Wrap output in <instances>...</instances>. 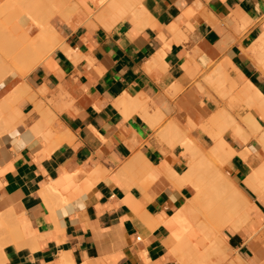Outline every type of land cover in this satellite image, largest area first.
Masks as SVG:
<instances>
[{"label":"crops","instance_id":"crops-1","mask_svg":"<svg viewBox=\"0 0 264 264\" xmlns=\"http://www.w3.org/2000/svg\"><path fill=\"white\" fill-rule=\"evenodd\" d=\"M87 5L96 15L104 7L90 0ZM134 6L139 12L131 10V17L127 13L109 27L83 9L69 21L54 18L59 43L47 61L23 79L15 74L0 85V103L17 85L21 99L12 106L31 136L6 157L0 152V212L12 207L25 231L11 241L1 237L7 241L3 264H66L63 259L67 264H178L169 257L168 222L192 197L189 186L175 184L189 156L178 142L171 145L176 138L165 130L182 128L199 150L210 151L214 142L201 128L188 126V116L202 122L224 112V120L241 125L249 114L264 129V107L247 108L241 98L245 85L264 98V68L258 61L264 55V0H140ZM207 87L228 97V103L220 104ZM35 128L41 129L37 137L31 134ZM42 131L54 140L64 138L55 147L53 139L40 138ZM11 137L19 139L20 132ZM223 140L234 151L227 175L253 200L257 213L252 229L221 235L239 259L236 264H264V198H254L243 184L258 162L253 154L239 157L256 138L249 137L247 145L230 134ZM140 159L151 170L169 164L170 179L124 175L123 167ZM67 175L84 190L64 205L50 206V216L37 193Z\"/></svg>","mask_w":264,"mask_h":264},{"label":"bare ground","instance_id":"bare-ground-1","mask_svg":"<svg viewBox=\"0 0 264 264\" xmlns=\"http://www.w3.org/2000/svg\"><path fill=\"white\" fill-rule=\"evenodd\" d=\"M9 1L10 2H16L18 0H4L5 3H8V5H10L11 3ZM19 1L23 2L22 5H24V3H25L27 6L26 9H25V6H23L24 7L23 13L24 14L27 13V16H28V17L27 16L26 17L27 18L32 17V18H30L31 20L28 22H22L20 19L17 18L18 15H16V12L12 13V12H14V10L16 8V7H14V5H16V4L18 5V2L16 4L12 3V5L10 6L12 10L10 9V7H9V10L7 9L8 7H6V8L4 7L3 11H1L2 9L0 10V78L3 80L2 77H6L7 81H9L15 74H18V72L16 71L17 68L15 67L16 64H19L21 68L25 67V65H27V64H31L30 68H33L36 65H39V63L42 61V59H44L43 58L44 56L50 55L55 50L56 45L59 41L58 40L59 37H58V30L53 23L54 18H60V19H65V21H69V18L71 17V15L74 12L79 11L80 9H83L86 12H88V13L85 12L86 15L87 14H88V16H89V14L94 15L95 19H97L98 22L100 21L99 24L102 23L104 26L109 27V26H112L115 22L122 19L124 16H127V13L130 12L131 10H133L134 13L139 12L138 10L137 11L134 10V7H135L134 4L137 3L138 1L140 2V0H90L96 6H99V7L104 6L102 8V11H100V13L98 15H96V14H94L95 12L92 11V9L87 5L88 0H19ZM42 2L47 4V5H44ZM38 3H42V4L38 5ZM22 5H20L21 8H22ZM41 5L47 6L49 9L48 10L49 12L43 8L41 10L40 9V7H42ZM36 6H39L40 11L38 10V8H36ZM5 9L8 10V13H6ZM24 9L25 10L29 9L30 13H28L29 12L28 10H27L28 12L24 11ZM9 11H12V12L9 13ZM15 11H18L17 13H19V12L22 13V9L19 10L16 8ZM3 13H5V14L3 15ZM1 14L3 16H1ZM131 15H132V13H131ZM94 17H93V19H94ZM129 17H131L130 14H129ZM133 17H134V14H133ZM135 17H136V14H135ZM135 17H134L133 21L135 20ZM257 43H258V41H257ZM257 45H259V43ZM260 46L261 47L264 46V39H262L260 41ZM257 47H255V49ZM261 49L263 50V47ZM255 52H256V50H255ZM263 52L264 51H262V54H264ZM257 53H258V50H257ZM47 59H48V57H47ZM258 61L261 64V66L263 65L262 67L264 68V55L263 56L261 55L259 57ZM7 76L10 78L7 79ZM1 79H0V82H1ZM218 79H219V84L221 86L222 85L221 76ZM2 84L3 83H1V85ZM21 84H23V83H21ZM21 84L19 86H21ZM19 86H18V88H19ZM22 86H26V85L23 84ZM15 89L17 90V85H16ZM15 89L13 90L14 92H13L12 96L10 94V96L8 98L3 99V102L1 101V103H0V110L3 113V116L1 115L0 121H1V119L4 118L2 120V122H3L2 126H4V128H3L4 131L2 132V130H1L2 133H0V152H2L4 157H6L7 151L9 149L13 148V149L18 150L25 143H27V141L31 137L28 133H24L21 140H13L12 141V139H11L12 133L14 131V127L17 130L16 125L18 123L16 124V122H17L16 118H18L21 115L20 110L18 108H16L15 106H12L16 102H18L17 100L21 99V97H20L21 94L19 95V94L15 93L16 92ZM21 89L22 88H20V90ZM20 90H18V91H20ZM26 90H28V88L27 89L25 88V90H23V91H26ZM29 91L30 90H28V92ZM226 93L230 94L229 92H226ZM228 94H227V96H228ZM239 96H238V98H240ZM241 98L245 99L244 100L246 103L245 106L246 107L248 106L247 108L253 106L254 104H256V106L259 108L264 107V98H262L261 94L257 93L256 90H254L250 85L249 86L245 85V87L243 88V97L241 96ZM257 107H255V108H257ZM1 111H0V113H1ZM259 111H261V110H259ZM260 113H262V111ZM225 116L226 115L223 114V117H225ZM20 117H22V115ZM219 117H220V115H218L217 117L215 115L214 117H212L209 124L208 123L207 124H201L200 121H195L191 116H188L187 124H188V126H190L192 128L199 127L203 131H205L207 136H209V138L214 142L213 147L208 152L210 154L212 153V156L215 158H218L221 161V164L222 165L224 164L223 166H225L228 164L230 158L234 155V151L232 150V147L229 146L223 140V130L220 128L221 126L218 124V121H217V119ZM263 117H264V111H263ZM142 118H143V116H142ZM144 118H146V117L144 116ZM243 118H244V120H247L246 127H248L250 134H246L244 131H242L239 124L235 123L234 127H233V133H230V135L233 137V139L238 137L243 143L246 144L248 139H249V136L251 134H256L259 131L260 126L258 125L256 120L252 116H250L249 114ZM48 122H46V124H49ZM230 122L234 123V121H230ZM149 123L151 124V122H149ZM149 127H150V125H149ZM168 127H167L168 129L165 130L166 131L165 134L167 136L170 135V137H168V138H170L171 140H172V138L174 140V137L176 138V141H174V143L172 141L171 145L174 146V145H176L175 143L178 142L179 144L178 143L177 144L181 145L180 147H183L185 149V153L187 154V156H189L187 170L183 172L184 174L180 175L179 177L178 176L176 177L175 184L178 187L184 186V185L191 186V188L194 189V191H195V196H194V199L191 203L192 207H191V205H188L185 202V204H183V206L181 205V207L179 209H177V211L175 212L173 217L168 222L169 228L171 229V231H173V232L170 231L172 236H171V245L169 248V255H170L169 257L173 258L179 264H213L211 262V256L212 255H215L216 257H220L221 260L223 259L224 261H226L225 256H226V252L228 251L227 250L228 244H227L226 240L222 237L221 232L223 230L239 232L242 227L251 228L252 227L251 221H252L253 217L255 216V214L257 213L256 208L253 206V204H254L252 202L253 200L250 201L247 198V196L244 194V192L239 187H237L233 183V181H229L230 179L226 176L228 180L226 179L227 180L226 184L223 182L224 183L223 184L224 185V196H220V200L218 202L217 199H215L214 196H212L213 195L212 190H209L205 185H203L202 180H201L202 176L205 175V170H206L205 168L209 167L211 165V161H210L209 157L206 156L205 153H203L204 151L199 150V148H197V146L194 145L195 141H192V139L190 140V138H188V137L186 138V136H187L185 134L186 131H183L182 128H177L176 126H168ZM40 131H41L40 128H35V131H32L31 134L33 133V137H37L38 133L40 135ZM14 133H16V131ZM43 134H44V132L41 134L40 138L41 137L43 139L45 138L47 140V141L45 140V142H50L51 139H53V140L55 139V137H50L49 133H45L46 135L44 134V137H43ZM60 137L61 136H58V137L56 136V140H54V141L52 140V143L54 144V142H57L60 139L64 138V137H62V138H60ZM163 137H164V135H163ZM66 138H65V140H66ZM68 138L70 139V136ZM49 139H50V141H49ZM163 139L167 140V138L165 139V137ZM260 141H261L260 144L259 143H252V144H248L249 146L246 144L247 147H245L244 150L242 149L244 152L241 150L242 151L241 154L239 153L240 156L238 154V156L242 159L243 158L245 159L247 157L246 156L247 154H253L256 161L258 162V167L256 169H254L253 171L251 170L250 175H248V177H246L243 180L244 181L243 184H244L245 188L253 195V197L257 198L259 201H261V199L264 198V133L262 134ZM58 143L60 144V142H58ZM58 143H56L57 147L59 145ZM61 144H62V142H61ZM54 145H53V148H54ZM56 145H55V147H56ZM49 148L51 149L52 147H49ZM50 149H47V152L45 151L44 154L48 155V153L51 152ZM42 151H40V152L42 153ZM48 151H50V152H48ZM182 153L184 154V152H182ZM182 153H181V156H182ZM163 163L166 164V162H164V161L163 162L161 161V164L160 163L159 164L164 165ZM165 166H168L167 167L168 169L170 168L169 164H166ZM156 167H158V166H156ZM168 169L162 168V167L160 169L158 167V169H152L151 170L148 167H146L143 164V161L140 159V160H136L133 163L125 165L123 167V173H124V175L125 174H132V175L135 174V175H139V176H143V177H147V178L154 177L155 179H162L165 181L166 177L168 179H170V177H171V174L168 171ZM216 172H218V170ZM216 172L214 174H216ZM218 173L222 174V172H220V171ZM219 174H217V175H219ZM96 176L93 175L94 178ZM63 177H62V180L59 178L58 181L51 183L50 186H48L47 188L45 187V190L41 189V190H43L42 192L40 191L41 194L39 192L37 193L43 199H45V202L48 203V204L47 203L45 204V202L42 201V203L44 204L45 207L46 206L49 207V208H46L48 210L50 209V206L52 208H55V207H59L60 205H64V204L70 202L75 196H77L78 193H80L81 191L84 190V189H80L78 187V184H76V182L72 178V176L67 175L65 178H63ZM93 177H92V179H94ZM99 177L103 178V176H99ZM172 177H174V176H172ZM172 179H174V178H172ZM1 181H3V179ZM89 181H91V180H89ZM98 181H99V179H98ZM172 181H171V183H172ZM167 182H169V181H167ZM93 183H94V181H93ZM48 185H49V183H48ZM88 186H90V185H88ZM93 186H94V184H93ZM131 187H133V186H131ZM51 195L54 197H57V200L55 202L47 201V200H52ZM47 196H50V197L48 198ZM129 196H130L129 198H133V197H131L130 194H129ZM124 197H125V195L123 196L122 199H124ZM133 200L135 201L134 198H133ZM131 203H130V205H131ZM123 204H124V202H123ZM127 207L130 208L129 204ZM135 207L137 209L139 208L136 206V204H135ZM133 208H134V205H133ZM193 208L200 211L202 214H204L206 219H207V223L205 225L201 226L200 228H192L191 226H189L190 222L188 221L189 220L188 216L191 215L190 213L192 212ZM137 209H135V210H137ZM2 211L3 212H0V264H3L2 261L4 259L1 260V256H2L1 255L2 254L1 249H2V246L7 242L6 240L11 241L14 238H19V237L23 236L24 232H25L21 228L20 219L14 213L12 207H6ZM138 211H135L134 213H138ZM49 212H50V210L47 213H49ZM143 212H144V210H143ZM184 212H185V215H184ZM52 213H49L50 216L51 215L53 216ZM142 214H145V213H142ZM179 214L182 216H185L184 217L185 220L183 222L184 226H182V228H180V229H176L177 226H176L175 218H176V216L178 217ZM137 216L138 215H136V217ZM142 217H143V218H141L142 220H140V219L139 220L141 222L144 221V222H142V223H144V225H146V224L148 225L149 221L148 220L145 221L144 219H146V218H144V216H142ZM50 218H52V217H50ZM208 219H209V221H208ZM152 226H154V224ZM149 227L151 228V226H149ZM150 230H153V229H150ZM1 237H3V238L7 237L8 239H6V240L3 239L4 241H1ZM30 237H28L29 240L30 239L35 240L34 237H32V236H30ZM23 240L25 243L28 242V240L27 241L25 239H23ZM23 240H21V241L23 242ZM22 242H21V244H22ZM28 244H31V243L29 242ZM24 245H26V244H24ZM31 245H36V244H35V242H33V244H31ZM28 246L29 245H27V248H29ZM34 248H35V246H34ZM18 249H19V247H18ZM33 250L34 249H32V251ZM32 251H30V252H32ZM237 260L239 261L238 258H237ZM63 261H65L66 264L68 263L67 260H65V259H63ZM218 262L220 263V260H218ZM234 264H236V263H234Z\"/></svg>","mask_w":264,"mask_h":264},{"label":"rangeland","instance_id":"rangeland-1","mask_svg":"<svg viewBox=\"0 0 264 264\" xmlns=\"http://www.w3.org/2000/svg\"><path fill=\"white\" fill-rule=\"evenodd\" d=\"M10 2V1H9ZM18 2V5L16 4ZM21 1H16V2H10L11 4L10 5H8V3H5L4 2V0H0V10L1 11H3V8L5 7H8L7 9L9 10V7L12 5V3H15L16 5H14V7H16L17 9H19V10H21L22 9V13H17L18 11H15L16 10V8H15V10H14V12H12V11H9V13H15L16 12V15H20L19 17L17 16V18L18 19H20L22 22H28V21H30L31 19L30 18H32V17H30V18H27L28 16H27V13L26 12H28L29 11V9H27V10H25L26 9V4L24 3V5H22V3L23 2H21ZM26 2V1H25ZM43 3V2H42ZM42 3H38V5L39 4H42ZM44 5H47V4H45V3H43ZM20 5H22V8H21V6ZM42 6V7H40V9L42 10V8L43 9H45L46 11H48L49 9H48V7L47 6ZM23 6H25V9H24V11H26L25 13L26 14H24L23 13ZM45 7V8H44ZM13 8V7H12ZM29 8V7H28ZM36 8H38V10L40 11V9H39V6H36ZM47 8V9H46ZM7 9H5V11H6V13H8V10ZM10 9H11V7H10ZM12 10V9H11ZM35 11V10H34ZM45 11V12H46ZM49 12V11H48ZM47 12V13H48ZM2 13V12H1ZM28 13H30V11L28 12ZM5 13H3V15H4ZM2 14H1V16H3ZM27 16V17H26ZM70 19V18H69ZM63 20H65V19H63ZM58 38V37H57ZM58 43H59V41H58ZM58 43H57V45H56V48L58 47ZM55 48V49H56ZM52 54V53H51ZM50 54V55H51ZM50 55H46V56H44L43 58L44 59H42V61L40 62V63H42V62H45V61H47V57L49 58V56ZM39 63V64H40ZM37 66V65H36ZM35 66V67H36ZM213 66V69L215 68V66L214 65H212ZM15 67L17 68V72H18V74H16L17 76H19L21 79H23L25 76H27L35 67H33V68H30L31 67V64H27V65H25V67H23V68H21L20 67V65L19 64H16L15 65ZM3 78V80L1 79V82H0V85H1V83H7L6 81V77H2ZM10 77H8L7 76V79H9ZM6 81H5V80ZM2 84V85H3ZM198 84V83H197ZM208 89H210L211 91H212V93L214 94V96H215V98H217L218 100H219V102H220V104L223 102V105H226V103H228L227 101H228V97L226 98H220L219 97V95L213 90V89H211V88H209V87H207ZM234 94V93H233ZM1 111V110H0ZM1 113H2V111H1ZM0 113V118H1V115L3 116V113L1 114ZM229 113L231 114V115H235L236 113H235V110H233V109H230L229 110ZM218 115H220V117L217 119V121H218V124L221 126L220 128L223 130V136L225 135V134H230V133H233V127H234V124L236 123L234 120H232V119H226V120H224L223 118H225V117H223V112L222 113H219V114H217L216 115V117L218 116ZM21 116V115H20ZM18 117V118H16L17 120V122H16V124L18 125H16V127H17V130H16V128L14 127V131L13 132H15L16 131V133L17 132H20V138L19 139H17V140H21L22 139V136L24 135V131H25V128H24V125H23V121H22V117ZM3 118V117H2ZM4 119V118H3ZM3 119H1V121H0V133H2L3 131H4V126H2L3 125V122H2V120ZM19 119V120H18ZM210 120L211 119H209V120H204V121H202L201 122V124H209V122H210ZM241 120V125H239L240 127H241V129H242V131H244L246 134H250V131H249V129H248V127H246V122H247V120H244V118L243 119H240ZM230 121H234V123L232 122H230ZM237 124V123H236ZM1 130H2V132H1ZM264 133V129H259V131L256 133V134H251L249 137H255L256 138V143H259L260 144V138H261V136H262V134ZM234 139H236V140H238L241 144H243V145H245V143H243L238 137H236V138H234ZM252 141H254V139L253 138H250V142H252ZM20 142V141H19ZM208 149V148H207ZM204 150L205 152L206 151H209V149L208 150ZM206 156H208L209 157V159H210V161H211V165L209 166V167H206L205 169V175H203L202 176V184L203 185H205L209 190H212V193H213V195L212 196H214V198L215 199H217V201L219 202V200H220V196H224V183L226 184V181L228 180L227 179V177H228V175H227V171H226V165L225 166H223L222 164H221V161L218 159V158H215V157H213L212 156V153L210 154L209 152L206 154ZM218 170V172L220 171V172H222V174L220 173H218V172H216ZM216 172V174H214ZM217 174H219V175H217ZM227 176V177H226ZM225 177V178H224ZM151 179H155L154 177H150ZM229 178V177H228ZM227 179V180H226ZM230 179V178H229ZM230 181V180H229ZM224 182V183H223ZM236 185V184H235ZM185 186V185H184ZM186 186H188V185H186ZM237 186V185H236ZM190 187V189L192 190V197L191 198H189V199H187V201H186V203L188 204V205H191V207H192V201H193V199H194V196H195V191H194V189H192L191 188V186H189ZM238 187V186H237ZM191 201V202H190ZM192 210V209H191ZM191 215H189L188 217H189V226H191L192 228H200L201 226H203V225H205L206 223H207V219H206V217H205V215L204 214H202L200 211H198V210H196V209H194L193 208V210H192V212L190 213ZM184 215H185V212H184ZM185 216H182V215H180L179 214V216L177 217L176 216V218H175V222H176V229H180V228H182V226H184V220H185V218H184ZM208 221H209V219H208ZM224 231L225 230H223L222 232H221V234L223 235V233H224ZM171 232H173V231H171ZM228 248H229V246H228ZM227 248V252H226V256H225V260L226 261H224L223 259L221 260L220 259V257H216L215 255H212L211 256V262L213 263V264H234V263H237V258L235 259V257H233V255H232V252H231V250H230V248L228 249ZM218 260H220V263L218 262ZM224 261V262H223ZM177 262V261H176ZM232 262V263H231ZM178 263V262H177ZM179 264V263H178Z\"/></svg>","mask_w":264,"mask_h":264}]
</instances>
